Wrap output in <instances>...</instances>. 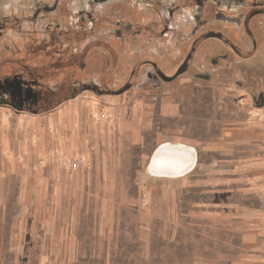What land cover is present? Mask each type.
<instances>
[{
	"label": "crops",
	"instance_id": "1",
	"mask_svg": "<svg viewBox=\"0 0 264 264\" xmlns=\"http://www.w3.org/2000/svg\"><path fill=\"white\" fill-rule=\"evenodd\" d=\"M188 78L75 98L42 115L0 107V201L17 202L23 215L33 206L26 231L33 241L51 234L54 248L66 233H85L96 238L90 248H105L111 217L120 225L129 210L145 234L208 250L200 264H264V109L238 113L220 135L192 128L189 109L202 86ZM158 152L162 174L154 171ZM0 211L9 216V208ZM24 236L12 245L20 248Z\"/></svg>",
	"mask_w": 264,
	"mask_h": 264
},
{
	"label": "rangeland",
	"instance_id": "2",
	"mask_svg": "<svg viewBox=\"0 0 264 264\" xmlns=\"http://www.w3.org/2000/svg\"><path fill=\"white\" fill-rule=\"evenodd\" d=\"M166 1L0 0V91L7 90V69L20 61L46 66L42 82L47 85L75 84L77 88L72 93L76 98L102 100L129 90V86L134 90L155 86L147 78L151 70L148 65L155 62L158 70L173 80L189 76L190 81L200 82L202 95L189 109L194 120L189 125L220 135L227 124L237 123L226 121L238 113L258 111L259 107L251 100L252 89L257 88L251 82L260 84V89L264 87V61L248 64L240 57L230 56L218 58L216 66L217 58L198 55L190 72L176 77L192 43L188 33L194 24L188 17L183 20L184 12L167 14L163 6ZM168 2L170 11L175 10L178 0ZM216 44L207 41L206 46ZM34 52L38 54L35 58L28 55ZM53 55L51 60L49 56ZM56 61V65H51ZM206 72L211 79L200 75ZM72 96L61 105L72 100ZM160 157L154 171L162 174ZM122 187L132 191L129 185ZM113 188L110 185L104 189L112 192ZM143 188L144 191L146 186ZM91 191H95V186H91ZM0 207H6L7 212L9 208L7 218L0 216V229H4V241H10L9 250L0 248V264H200L199 258H209L208 250L195 249L193 243L189 248H178L175 241H169L160 232L145 234L140 227L142 220L134 211L123 212L120 225L114 226L111 217L105 248H90L91 244L97 245L96 238L92 243V234L85 233H66L52 248L46 238L51 234L39 233L33 241L31 233L26 232L32 227L28 215L32 214L33 206L25 211L26 217L17 202L0 201ZM18 232L19 236L25 234L22 240L19 238L24 243L20 248L12 245ZM8 253L10 261L5 263L3 258Z\"/></svg>",
	"mask_w": 264,
	"mask_h": 264
},
{
	"label": "flooded vegetation",
	"instance_id": "3",
	"mask_svg": "<svg viewBox=\"0 0 264 264\" xmlns=\"http://www.w3.org/2000/svg\"><path fill=\"white\" fill-rule=\"evenodd\" d=\"M163 6L167 14L173 11L184 12L183 20L186 21L188 17L194 24L188 33L192 43L188 48L186 59L180 66L179 71H183L181 75L190 72L192 62L198 55L217 58L216 66L220 58L226 59L230 56L240 57L248 61V64H260L264 61V0H178L175 10L171 11L167 0ZM207 41H215L218 45L207 47ZM257 58L260 61H256ZM148 66L151 67L147 74L150 83L166 82L159 76L155 62H151ZM200 75L204 78H212L207 72ZM5 80L7 90L0 91V100L19 96V93L8 87L9 82L6 78ZM251 84L257 88V90L252 89L251 100L259 108L264 109V87L260 89V84L253 82Z\"/></svg>",
	"mask_w": 264,
	"mask_h": 264
},
{
	"label": "trees",
	"instance_id": "4",
	"mask_svg": "<svg viewBox=\"0 0 264 264\" xmlns=\"http://www.w3.org/2000/svg\"><path fill=\"white\" fill-rule=\"evenodd\" d=\"M30 38L33 39L32 37ZM28 55L30 57L34 56L33 58L38 56L36 52ZM54 57L55 55L49 56L51 60ZM56 63L57 61L51 65H56ZM44 67L46 66L39 67L34 63H21L19 61L7 69L8 74L6 73L7 76L5 78L9 82L8 87L20 95L8 100L2 98L0 100V107L12 109L19 114L31 113L33 115H42L58 108L63 102L69 100L71 95H73L72 99L76 98V95L72 93L77 88L75 84L66 86L64 83L58 82V84L53 86L43 83L42 77L45 74ZM55 76H58V73ZM93 89H97V86H94Z\"/></svg>",
	"mask_w": 264,
	"mask_h": 264
},
{
	"label": "water",
	"instance_id": "5",
	"mask_svg": "<svg viewBox=\"0 0 264 264\" xmlns=\"http://www.w3.org/2000/svg\"><path fill=\"white\" fill-rule=\"evenodd\" d=\"M181 73H183L182 70L178 72V74H177L176 77H178L179 75H181ZM158 74H159V76L161 77V79H162L163 81L170 82L171 80H173V78L166 76L161 70L158 71ZM124 92H125V91L122 90V91L118 92L117 94H122V93H124ZM159 153H160V152H158V153L155 154V156H154V160L156 159V157H157V155H158ZM155 162H156V161H155Z\"/></svg>",
	"mask_w": 264,
	"mask_h": 264
},
{
	"label": "built area",
	"instance_id": "6",
	"mask_svg": "<svg viewBox=\"0 0 264 264\" xmlns=\"http://www.w3.org/2000/svg\"><path fill=\"white\" fill-rule=\"evenodd\" d=\"M69 166L72 170H77L81 167V162L79 160H73L69 162Z\"/></svg>",
	"mask_w": 264,
	"mask_h": 264
},
{
	"label": "bare ground",
	"instance_id": "7",
	"mask_svg": "<svg viewBox=\"0 0 264 264\" xmlns=\"http://www.w3.org/2000/svg\"><path fill=\"white\" fill-rule=\"evenodd\" d=\"M172 155L175 156V157H177V153H176L175 155H174V154H172ZM157 157H158V156H157ZM157 157H156V159H157ZM161 158H162V156H161ZM178 158H179V157H178ZM176 159H177V158H176ZM179 159H180V158H179ZM162 161H163V160H162ZM171 162H173V161H171ZM176 162H177V161H176ZM157 163H158V160H156V163H155V164H157ZM167 163H168V162H167ZM162 164H163V162H162ZM162 164H161V165H162ZM166 165H167V164H165L164 167H165ZM162 167H163V165H162ZM173 167H174V166H173ZM156 168H157V167H156ZM169 168L171 169V166H169ZM159 169H160V171L164 170V169L161 168V167H159ZM159 169H158V170H159ZM170 169H168V171H169ZM174 169H175V167H174ZM174 169H172V170H174ZM176 169H177V168H176ZM178 169H179V168H178ZM181 169H182V168H181ZM172 170H171V171H172ZM168 171L166 170V172H168ZM162 172H163V171H162ZM172 172H173V171H172ZM174 172H175V171H174ZM174 172H173V173H174ZM165 174H166V173H165ZM5 232H6V231H5Z\"/></svg>",
	"mask_w": 264,
	"mask_h": 264
}]
</instances>
